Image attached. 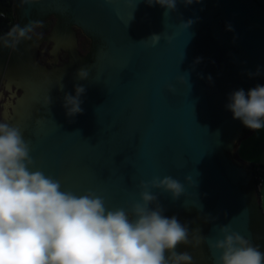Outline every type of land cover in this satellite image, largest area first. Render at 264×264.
<instances>
[{"label": "water", "instance_id": "1", "mask_svg": "<svg viewBox=\"0 0 264 264\" xmlns=\"http://www.w3.org/2000/svg\"><path fill=\"white\" fill-rule=\"evenodd\" d=\"M52 2L101 37L106 49L83 83L82 113L69 117L62 103L51 118L39 120L33 105L77 70L87 40L74 27L55 23L36 30L43 33L36 46H18L5 81V91L12 93L15 84V92L3 120L23 136L38 120L25 140L35 161L30 170L76 195L93 191L109 209L138 201L141 181L172 176L184 185L179 199L150 190L164 215L196 209L207 218L213 264L222 254L213 247L224 239L220 226L253 240L247 187L255 167L235 160L244 125L226 105L233 92L264 86V0H177L166 15L146 0ZM32 4L28 0L29 10ZM10 50L0 49V80ZM256 193L262 200L257 185Z\"/></svg>", "mask_w": 264, "mask_h": 264}, {"label": "clouds", "instance_id": "2", "mask_svg": "<svg viewBox=\"0 0 264 264\" xmlns=\"http://www.w3.org/2000/svg\"><path fill=\"white\" fill-rule=\"evenodd\" d=\"M19 2L23 6L28 0ZM146 2L164 7L166 15L175 10L177 0ZM183 2L187 5L194 0ZM191 23L189 20L182 26L187 28ZM43 27L41 20L15 24L0 36V45L15 49L21 41H33L36 46L43 39V33L36 30ZM150 39L158 42L159 35ZM88 76L85 67L77 72L81 80ZM74 88V96H64L69 117L83 111L80 97L86 89L79 84ZM44 103L50 105V96ZM226 108L246 128L254 132L264 129V86L256 85L247 93L243 89L233 92ZM30 152L21 129L0 121V264H193L192 255L177 248L199 245L205 239L199 234L201 230L197 229L190 240L189 227L176 215L165 216L150 190L168 192L175 201L185 192L180 181L172 176L141 181L138 201L109 209L105 199L93 191L76 195L62 190L61 182L43 171L30 170L35 166ZM220 231L224 239L213 245L222 250L217 264H264V252L232 232L230 225L220 226Z\"/></svg>", "mask_w": 264, "mask_h": 264}, {"label": "flooded vegetation", "instance_id": "3", "mask_svg": "<svg viewBox=\"0 0 264 264\" xmlns=\"http://www.w3.org/2000/svg\"><path fill=\"white\" fill-rule=\"evenodd\" d=\"M32 3H33L32 9L29 10V7L25 4L21 6V8L18 11L17 19H18V23L21 26H24L28 22H31L34 20H41L44 22V27L41 29H47L53 26L55 23H58L60 27L64 30L67 29L68 27H71V28L74 27V29L79 31L87 40L86 45H85L86 47L83 48L80 53V56H79L80 62L77 65V70L72 75H69L67 78L63 79L61 82L63 84V90H61L60 86L54 87L55 89L52 95L51 93L47 95V96L51 95L50 96L51 103L49 106L46 105L44 101L38 106L33 105V107H35L37 110L34 108L32 111H36L37 115L39 116V120L41 119L43 120V119H49L52 117V114H51L52 110L56 106H59L62 103H64L65 94L66 93L71 94V92L75 90L74 88L75 85H78V84L83 85V83L88 82L90 78L93 77L94 67L99 60L100 51L105 50L106 45L101 37H99L96 33L91 34L85 31L84 28H82L79 24H77L76 19L73 16V14L64 10L63 7H58L54 2H52V0H32ZM20 44H22V41L20 42ZM20 44H18L16 48L14 49V52H15L14 56L16 55L17 48ZM9 49L11 48H7V50ZM81 67H85L89 69V76L87 79L81 80L77 77V72ZM37 121L38 120H35L33 125L24 134L23 137L25 140L31 137L32 131L37 127ZM252 132H253L252 130L243 126L241 138L235 146L236 151H237L238 143L243 138L250 136ZM253 187H254V181L247 187L251 214L253 210L256 209V208H253V206L251 205V200H252L251 192L253 190ZM192 211L193 209H190L189 211H186V212L191 213ZM204 218L208 224L207 231L204 235V237L206 238L210 223L205 216ZM259 237H260L259 239L261 242L260 245L255 240L254 232H253V240H250V241L253 245L258 246L261 252H264V231L263 230L260 231ZM203 244H205V246ZM193 249H194V252L191 255L193 257V262H195L194 264H213L212 257L207 247L205 239L199 245H194ZM185 251H186L185 248L182 249V252H185Z\"/></svg>", "mask_w": 264, "mask_h": 264}, {"label": "trees", "instance_id": "4", "mask_svg": "<svg viewBox=\"0 0 264 264\" xmlns=\"http://www.w3.org/2000/svg\"><path fill=\"white\" fill-rule=\"evenodd\" d=\"M21 8L19 0H0V36L5 35L10 28L18 24V11ZM3 48L2 45H0V49ZM255 175L257 174H264V167L263 166H257L255 165ZM256 185H257V178L255 176L254 179V187L251 192L252 200L251 205L253 208H256L253 210L251 214V228L255 234V240L260 245V237L259 233L261 230L264 231V208L262 206V202L259 201V198L256 193ZM173 215H176L181 223L186 224L189 227L190 230V237L189 239H192V236L196 235L197 229H200V235L204 237L208 224L204 218V216L199 213L196 209H193V211L190 212H175L172 214H168L165 216L171 217ZM194 243H190L187 245H179L177 248L178 252H182V249H186V252H189L190 254H193L194 249L193 245ZM205 246V244H203ZM184 246V248H183ZM167 255V253H166ZM195 262H193L194 264Z\"/></svg>", "mask_w": 264, "mask_h": 264}, {"label": "rangeland", "instance_id": "5", "mask_svg": "<svg viewBox=\"0 0 264 264\" xmlns=\"http://www.w3.org/2000/svg\"><path fill=\"white\" fill-rule=\"evenodd\" d=\"M13 55H14V49H11L0 80V121L2 122H5L3 120V111L6 106L7 99L13 98L12 93L15 92V87H16L15 84L12 85V93H10L9 89L5 91L6 89L5 81L7 78V74L11 65ZM4 91L5 93L1 98V95L3 94ZM16 95L18 98H21L23 96V90L18 89ZM237 149L239 151V154L242 156V158H244V160L247 163H251V164L253 163L256 165L264 166V129L255 131L252 135L240 141L237 145ZM235 160L239 164H242L237 154V151L235 152ZM260 194L264 204V190H262Z\"/></svg>", "mask_w": 264, "mask_h": 264}, {"label": "built area", "instance_id": "6", "mask_svg": "<svg viewBox=\"0 0 264 264\" xmlns=\"http://www.w3.org/2000/svg\"><path fill=\"white\" fill-rule=\"evenodd\" d=\"M257 178V186L260 191L264 190V174H257L255 175Z\"/></svg>", "mask_w": 264, "mask_h": 264}, {"label": "crops", "instance_id": "7", "mask_svg": "<svg viewBox=\"0 0 264 264\" xmlns=\"http://www.w3.org/2000/svg\"><path fill=\"white\" fill-rule=\"evenodd\" d=\"M253 133H254V131H253ZM252 133V134H253ZM251 134V135H252ZM237 154H238V156H239V159L241 160V162H242V164H244L245 166H247L248 168H250L251 166H254L255 167V165L256 164H251V163H247L245 160H244V158H242V156L239 154V151H238V149H237ZM257 166H261V165H257ZM264 167V166H263ZM255 169H256V167H255ZM260 193H261V191H260ZM259 198V197H258ZM262 199V198H261ZM259 201H261L262 202V206H263V208H264V204H263V201L262 200H260V198H259Z\"/></svg>", "mask_w": 264, "mask_h": 264}]
</instances>
